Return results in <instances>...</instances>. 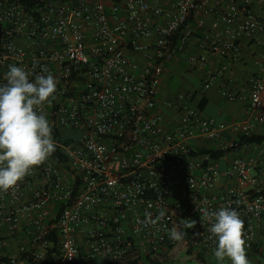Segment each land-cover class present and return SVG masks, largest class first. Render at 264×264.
Listing matches in <instances>:
<instances>
[{
	"label": "built area",
	"instance_id": "2783aa9c",
	"mask_svg": "<svg viewBox=\"0 0 264 264\" xmlns=\"http://www.w3.org/2000/svg\"><path fill=\"white\" fill-rule=\"evenodd\" d=\"M205 15L220 23L201 44L221 58L219 75L243 40L259 49L246 85L220 90L246 102L247 116L217 121L179 94L162 101L178 114L166 122L162 72ZM205 60L189 56L192 65ZM9 64L56 77L42 108L62 159L54 151L0 191V243L18 244L0 264H44L53 248L61 264H127L178 245L214 250L203 211L222 206L238 210L253 248L264 232V140L236 142L264 121V0H0V82ZM199 138L221 156L200 152ZM173 227L182 238H170Z\"/></svg>",
	"mask_w": 264,
	"mask_h": 264
},
{
	"label": "clouds",
	"instance_id": "9594fccd",
	"mask_svg": "<svg viewBox=\"0 0 264 264\" xmlns=\"http://www.w3.org/2000/svg\"><path fill=\"white\" fill-rule=\"evenodd\" d=\"M4 81L0 82V191L17 185L56 147L53 126L42 108L57 89L54 74L45 69L33 78L26 67L9 64ZM203 216L209 217V231L216 238V259L251 264L244 239V221L238 210L222 206L211 212L203 211ZM187 226L192 224L189 222ZM169 235L180 239L184 233L173 227Z\"/></svg>",
	"mask_w": 264,
	"mask_h": 264
},
{
	"label": "crops",
	"instance_id": "0c3cea01",
	"mask_svg": "<svg viewBox=\"0 0 264 264\" xmlns=\"http://www.w3.org/2000/svg\"><path fill=\"white\" fill-rule=\"evenodd\" d=\"M220 27V23L214 15L204 16V26L195 29L193 35L189 37L184 51H179L172 59L167 62L161 76L160 90L157 96L158 108L163 114L166 122H175L178 114L164 107L162 101L173 99L176 95L188 96L184 101L189 106L198 107L197 104L203 100L201 112L205 116L214 117L217 121L231 122L244 119L247 116L248 104L243 101L228 100L220 95V90H238L246 85L248 79L255 74V61L258 58L259 49L256 44L249 40L241 42L240 51L235 56L228 59V69L218 74L221 58L210 52H205L202 47L204 31H213ZM206 60L202 65H192L189 56H199L204 54ZM185 63V71L191 74L189 77V88L187 91L174 92L170 89L168 83L173 74H177L176 69L182 63ZM206 76H213V82L209 87H204ZM229 132V131H226ZM251 132L263 133L264 121L256 122ZM195 147L208 146L209 143L201 138L192 141ZM224 167L225 163L220 162ZM17 241H10L8 244L0 243V256L9 255L17 246ZM249 259L257 264H264V232H260L257 237L255 250L247 252ZM253 255H257L256 259ZM15 264H28L26 260L20 258ZM57 264H61L58 262ZM74 264H107L102 259H90L88 261H79ZM134 264H231L230 260L225 258L220 262L214 256V250H203L199 248H185L178 245L173 248L161 249L151 258H142L135 261Z\"/></svg>",
	"mask_w": 264,
	"mask_h": 264
},
{
	"label": "trees",
	"instance_id": "16d2710c",
	"mask_svg": "<svg viewBox=\"0 0 264 264\" xmlns=\"http://www.w3.org/2000/svg\"><path fill=\"white\" fill-rule=\"evenodd\" d=\"M71 93H72V91H71ZM202 102H203V100H200V102H198V104H197L199 109H201V107H202ZM58 140L65 142V143H68L72 140V138L71 137H69V138L59 137ZM263 140H264V132L263 133L252 132V133L247 134V135L240 133L237 136V142L236 143H237V146L239 147V146H242L244 144L259 143V142H262ZM198 150L200 152H211L215 156H221V154H222V152H213L212 150H209L208 146L199 147ZM55 151H56L55 155L57 157H59V159H62L61 156L57 153L58 152V146L55 147ZM74 192H75V190H74ZM1 239L2 238L0 237V241H1ZM256 245H257V241L255 242L253 248L250 251L255 250ZM56 254H58V251L56 250V248L49 250L45 256L44 264H57L58 259L56 258V256H57ZM22 257H25V256H22ZM0 261H7V256L6 255L0 256ZM134 263H135V261L127 263V264H134Z\"/></svg>",
	"mask_w": 264,
	"mask_h": 264
},
{
	"label": "rangeland",
	"instance_id": "374dc122",
	"mask_svg": "<svg viewBox=\"0 0 264 264\" xmlns=\"http://www.w3.org/2000/svg\"><path fill=\"white\" fill-rule=\"evenodd\" d=\"M185 63L183 62L180 67L176 69L177 74H173L171 76L170 81L168 82L170 84V89L174 92H183L187 91L189 88V85L187 84L189 82V77H191V74L186 72L185 69ZM256 259L258 258L257 255H253ZM251 264H257L255 261Z\"/></svg>",
	"mask_w": 264,
	"mask_h": 264
}]
</instances>
